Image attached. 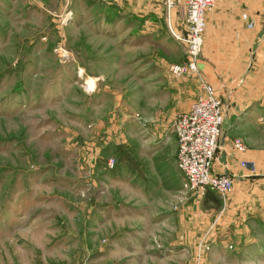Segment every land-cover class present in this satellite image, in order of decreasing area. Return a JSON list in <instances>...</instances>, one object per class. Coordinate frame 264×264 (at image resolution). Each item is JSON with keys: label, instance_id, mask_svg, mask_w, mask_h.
<instances>
[{"label": "rangeland", "instance_id": "374dc122", "mask_svg": "<svg viewBox=\"0 0 264 264\" xmlns=\"http://www.w3.org/2000/svg\"><path fill=\"white\" fill-rule=\"evenodd\" d=\"M120 1L0 0V264H264V233L235 249L223 206L179 176L144 185L131 168L120 186L138 161L139 76L185 58L163 0Z\"/></svg>", "mask_w": 264, "mask_h": 264}, {"label": "crops", "instance_id": "0c3cea01", "mask_svg": "<svg viewBox=\"0 0 264 264\" xmlns=\"http://www.w3.org/2000/svg\"><path fill=\"white\" fill-rule=\"evenodd\" d=\"M120 2L124 10L135 13L145 4L156 6L157 2L159 7L161 1ZM242 15L247 18L243 19ZM184 20L182 8L172 12L171 21L180 32ZM205 22L199 78L210 84L227 104L220 151L212 172L233 179V191L224 200L216 192L211 193L220 201L218 207L223 206L217 228L223 236L231 234L235 240L232 246L240 249L253 243L255 235L264 233V37L256 50L252 49L258 34L264 30V0H224L206 14ZM249 23H253L252 29L248 28ZM138 90L144 106L142 116L137 114L142 126L138 134V161L132 164L128 160L130 182L120 186L125 189L133 183L131 168H137L144 185L149 176L166 177L167 172L182 181L176 165L177 141L171 125L179 113L189 110L199 95V81L193 77L173 79L164 69L144 70L139 76ZM93 134L96 143H92L91 148L98 154L109 143L111 134L107 131ZM235 140L244 144L243 152L233 149ZM242 160L253 163L255 172L240 168ZM129 192L133 191L128 189ZM208 204L213 203L206 201L205 205Z\"/></svg>", "mask_w": 264, "mask_h": 264}, {"label": "built area", "instance_id": "2783aa9c", "mask_svg": "<svg viewBox=\"0 0 264 264\" xmlns=\"http://www.w3.org/2000/svg\"><path fill=\"white\" fill-rule=\"evenodd\" d=\"M224 0H163L169 30L176 41L184 48L185 58L178 64L171 65L169 74L173 79L183 77L197 78L200 93L185 112L179 113L171 125L177 141L176 165L182 176V194L202 197L207 190L216 192L223 200L233 191V179L224 174L212 172V166L220 151V140L227 113V104L216 90L199 78L198 62L203 47V34L208 12ZM182 8L185 20L182 32L171 28V14ZM246 19V15H242ZM253 28V23L248 24ZM90 87H87V91ZM237 152L245 150L240 140L233 142ZM106 166L112 170L116 166L114 159ZM242 169L255 172V165L239 161ZM205 248H208L204 243Z\"/></svg>", "mask_w": 264, "mask_h": 264}, {"label": "trees", "instance_id": "16d2710c", "mask_svg": "<svg viewBox=\"0 0 264 264\" xmlns=\"http://www.w3.org/2000/svg\"><path fill=\"white\" fill-rule=\"evenodd\" d=\"M211 192L212 191H210V190L206 191V195L204 197L205 198V202H203V204H205L206 201H211L215 207H218L220 205V201Z\"/></svg>", "mask_w": 264, "mask_h": 264}, {"label": "water", "instance_id": "95a60500", "mask_svg": "<svg viewBox=\"0 0 264 264\" xmlns=\"http://www.w3.org/2000/svg\"><path fill=\"white\" fill-rule=\"evenodd\" d=\"M263 37H264V30L261 31V32L258 34V36H257V38H256V40H255V42H254L253 48H252L253 51L256 50L259 41H260ZM222 158H224V155L222 156Z\"/></svg>", "mask_w": 264, "mask_h": 264}]
</instances>
